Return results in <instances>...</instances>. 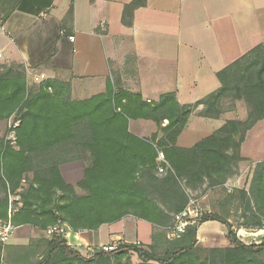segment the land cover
Listing matches in <instances>:
<instances>
[{"label":"trees","instance_id":"obj_1","mask_svg":"<svg viewBox=\"0 0 264 264\" xmlns=\"http://www.w3.org/2000/svg\"><path fill=\"white\" fill-rule=\"evenodd\" d=\"M145 1L133 0L124 7L123 26H131L133 12ZM16 8L14 0H0V23ZM6 64L0 63V121L15 116L18 126L15 146L0 139V219L41 232L57 221L73 233L97 231L128 216L154 227L150 245L120 242L116 251L94 250L90 259L70 247L65 237L41 234L18 248L24 260L39 252L37 264H111L132 253L140 264H264V234L259 244L247 245L219 215H205L174 240L160 231L172 223L171 214L185 209V188L223 185L242 161L239 153L247 132L264 119V42L219 71V89L194 106H180L172 93L146 103L140 94L109 81L104 94L73 101L70 83L46 80L37 89L29 88L24 66ZM228 98L244 103L245 122L226 121L190 148L176 145L198 106L200 118L217 120L220 102ZM129 120L151 121L157 132L139 138L129 131ZM61 148L71 149L65 152L72 154L70 158L56 156ZM79 152L90 158L78 184L83 196L64 182L59 171L62 163L81 161ZM159 153L163 163L157 160ZM159 164L168 168L161 179L156 175ZM233 192L226 203L239 199L246 205L238 230L264 231V162L255 167L247 191ZM9 196L19 197L20 207L10 210ZM205 222L226 228L229 247L205 249L210 256L198 259L197 229Z\"/></svg>","mask_w":264,"mask_h":264},{"label":"crops","instance_id":"obj_2","mask_svg":"<svg viewBox=\"0 0 264 264\" xmlns=\"http://www.w3.org/2000/svg\"><path fill=\"white\" fill-rule=\"evenodd\" d=\"M14 1L17 8L0 23V63H21L27 83L39 80L40 75L44 80L70 83L73 101L104 94L107 81L112 83V73L126 72L122 77L125 90L140 94L144 102H158L160 96L172 93L180 106H194L219 89V71L264 42V0H146L133 12L129 27L121 19L124 7L133 0ZM70 36L73 43L67 40ZM201 110L198 106L191 114L177 139L178 147H192L229 121L200 118ZM263 124L264 119L247 132L241 146L243 158L248 159L244 153L250 135ZM196 126L203 132L194 137L189 129ZM128 128L139 138L157 132L155 124L147 120H129ZM262 144L261 150L264 135ZM59 171L64 182L79 192L83 164H64ZM242 177L235 176L229 185L247 189ZM143 223L148 226L143 231L149 237L146 242L138 238V224L144 227ZM217 225L203 223L197 238L203 231L211 233L217 228L224 233ZM109 226L112 231H105L106 225L97 231H69L65 239L70 247L87 250L110 244V240L143 246L151 243L154 227L145 221L128 216ZM128 232L132 239L126 238ZM36 234L30 226L17 227L7 246L26 245Z\"/></svg>","mask_w":264,"mask_h":264},{"label":"rangeland","instance_id":"obj_3","mask_svg":"<svg viewBox=\"0 0 264 264\" xmlns=\"http://www.w3.org/2000/svg\"><path fill=\"white\" fill-rule=\"evenodd\" d=\"M18 63L19 62H17V64ZM6 65H8V64H6ZM125 73H122L123 74L122 75L121 73H114L113 72L112 73V85H115V86L118 85V86H121L123 88L124 84L122 82L123 81L122 77L125 76ZM126 75H127V73H126ZM51 80L60 81L57 78H53ZM36 81H33L31 83H27L29 88L37 89L39 84L46 81V79L45 80L39 79ZM26 82H27V80H26ZM220 109L222 110V114H221L220 118L223 117V118H226L229 120H237V121H241V122H245L247 119V109H246V107L242 101H236V100H233L230 98L224 99L220 102ZM15 119H16V117L12 116L7 120L0 121V139L5 138L6 140L10 141L13 146H15L14 129L18 126V121H16ZM165 123H166V121L163 122L162 127H164V125L167 124V123L166 124ZM193 130H194V134H193ZM189 131H190V133H192V135L194 137H196V136H200L198 134L203 132V129L196 126L193 128L190 127ZM263 135H264V124L257 127L255 129V131H253L252 134L250 135L249 142L247 143V146L245 148V153H244V155L248 159H245L241 156V148H240L239 155H240V158L242 161L234 166L233 176L230 179H228L226 183H224L223 185H220V186H215V187H209L207 185H203L201 188L196 189V190H191V189H187V188L184 189L185 195H186L187 200H188V203H187L185 209H190V210L196 209L199 213L198 217L195 219V224H193V225L198 224L199 221L202 219V217H204L205 215H211V216L219 215L222 219H226L229 222V224L232 226V231H234L236 233V235L240 241H242L243 243H245L247 245L252 244V243H255V244L260 243V240L263 237L264 233L263 234H257L258 231L250 230V229H243L241 232L238 233V227L242 226V224H243L242 217H243L244 213H246V205L244 204V202H241V200H239V199L237 201L235 200L233 203L228 204V203H226V197L228 195L233 194L234 193L233 191L245 189V188H239L238 189V188H235L232 184L229 185V182L232 181L235 178V176H237V175L243 176L242 181H244L245 185L248 186L247 189H245V190L246 191L248 190V188L252 182L253 172L255 170V167L259 163L264 162V151H263L264 149L261 150V148L263 147V144H262ZM158 136L161 137L162 135L159 133ZM150 137H148V138H150ZM70 150L71 149H68V148H61L56 153V156H60V158L68 157L69 155H72V154L68 153V156H66L67 154L65 152H69ZM160 154L161 153L158 154L157 160L159 162L163 163L164 158H163V160H161L159 158ZM251 154H254V155L259 154L260 156L259 157H256V156L251 157ZM78 155L81 158V161H74V162H81L84 166V169H85V167L90 164V158H89L88 154L85 152H79ZM68 158H70V157H68ZM68 163H73V161L68 162ZM68 163H62V164H60V166H62L64 164H68ZM158 167L163 169V172L161 174L159 173L158 170H157V174H156L158 176V178L161 179V178L166 176L168 168H166V166L161 165V164H159ZM240 170H241V172H240ZM78 191L79 192H76L77 195H79V196L85 195V193L82 189L79 188ZM1 196H2V194H1ZM237 197H238V195H237ZM9 206H10L9 207L10 210H14V209L20 207V198L9 196ZM175 215L176 214H171L170 217L172 219V223H170L164 229L160 230L161 233L166 235L167 240L176 239V238H173L169 235V228H171L174 224L173 218ZM140 225H142V224H138V238L142 242H146L149 239V237H148V235H144L143 231H144V229H147L146 227H148V226H146L145 223H143L144 227L140 226ZM220 225H222V224H220ZM220 225L219 226L217 225V227H220V229H223L225 231L224 233H222L221 231H218V228H217V229L213 230V232H211V233H209V232L206 233L205 231H203L200 234V236L197 238L196 248L200 251L196 254V257H198V259L208 258L210 256V254L208 253L207 250H210L212 248H228L229 247L227 240H225V235L227 232L226 228L223 225L222 226H220ZM106 226L107 227L104 228L105 231H108V230L112 231V226H109V225H106ZM116 227H119V226H116ZM199 227H200V225H199ZM34 230H36L37 234H36L35 238H31L30 240L38 239L41 234L45 235L44 231L41 232V231H38L37 229H34ZM245 230H248V231H245ZM208 234H210V235H208ZM132 236H133V234L131 232H128L126 235V238L132 239L133 238ZM30 240L28 241V243L26 245L29 244ZM108 241L109 240H107V242ZM104 242H106V241L104 240ZM7 245L8 244L0 247V264H37L38 263L39 257L37 258V256H39V254H40L39 252L37 253L36 256L31 255L28 259L24 260L25 254L23 251L19 250L18 248L26 246V245H22V246L21 245L7 246ZM106 245H111V246L116 245V247H117L118 243H112V240H110V244H106ZM141 246H143V245H141ZM72 248L78 250L81 253V255H83L84 258H86V259H90L93 256L94 250L100 249V247L97 245L90 246V248L88 247L90 250H87L85 248H79V247H77V248L72 247ZM205 249H207V250H205ZM84 251H85V253L82 254V252H84ZM157 252H160L159 249L157 250ZM111 261H112L111 264H118V263H120V264H126V263L127 264H140V261L132 253H129L128 256H126L125 258H122L119 261L114 260V259H112Z\"/></svg>","mask_w":264,"mask_h":264},{"label":"built area","instance_id":"obj_4","mask_svg":"<svg viewBox=\"0 0 264 264\" xmlns=\"http://www.w3.org/2000/svg\"><path fill=\"white\" fill-rule=\"evenodd\" d=\"M101 27L103 28V23H101ZM67 40L70 43L74 42V37L70 36L67 38ZM40 80H44V76H39ZM17 126V125H16ZM159 158L163 160L162 154L159 155ZM159 173L161 174L163 172L162 168L158 169ZM199 213L196 209L190 210L185 209L184 211L176 214L173 218V226L169 228V235L173 238H178L180 235H182L186 229V227L191 226L195 224V219L198 217ZM17 227L12 225L10 221L0 219V247L4 246L8 243L10 238L12 237L13 233ZM69 229L67 226L60 221H57L54 225L48 227L44 234L46 237H51L54 235L57 236H63L65 238L68 237ZM100 250H102L105 253H111L117 250L116 245H105L100 247Z\"/></svg>","mask_w":264,"mask_h":264}]
</instances>
